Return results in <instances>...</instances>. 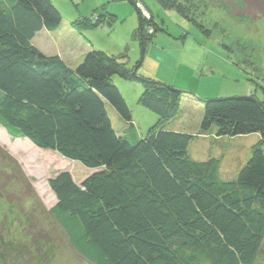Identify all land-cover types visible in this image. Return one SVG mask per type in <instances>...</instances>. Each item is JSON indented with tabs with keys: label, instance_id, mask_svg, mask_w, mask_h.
Instances as JSON below:
<instances>
[{
	"label": "trees",
	"instance_id": "16d2710c",
	"mask_svg": "<svg viewBox=\"0 0 264 264\" xmlns=\"http://www.w3.org/2000/svg\"><path fill=\"white\" fill-rule=\"evenodd\" d=\"M156 1L188 15L176 0ZM225 1L236 19L264 17V0ZM138 3L151 15L149 23L135 5L145 45L164 28ZM61 22L52 0H0V128L93 170L79 182L70 171L49 178L57 201L41 216L30 212L31 240L52 245L62 235L92 264H256L264 240V101L256 94L204 101L202 130L260 135L238 175L223 179L220 158L191 157L200 134L168 128L181 114L183 90L103 50H88L75 66L45 53L35 38ZM115 75L142 82L138 103L159 116L147 133L114 126L108 103L123 121L133 117ZM0 158L1 199L25 178L1 145ZM24 198L14 205L22 208ZM6 215L11 227L24 221Z\"/></svg>",
	"mask_w": 264,
	"mask_h": 264
},
{
	"label": "rangeland",
	"instance_id": "374dc122",
	"mask_svg": "<svg viewBox=\"0 0 264 264\" xmlns=\"http://www.w3.org/2000/svg\"><path fill=\"white\" fill-rule=\"evenodd\" d=\"M52 1L62 14L61 25L46 35L42 32L35 44L43 45L49 51H45L47 54L61 51L71 56L69 61L73 65L90 49L114 55L129 68L135 69L141 62V73L161 77L163 82L184 91L181 114L168 128L200 134L189 146L191 157L198 161L220 158L221 178L233 179L238 175L260 135L217 136L216 125L202 130L204 101L250 94L264 101V17L253 22L236 19L225 7V0H176L188 12L187 16L172 8L165 9L156 0ZM139 1L152 10L156 22L164 28L145 45L135 5L149 23L151 15L143 12ZM149 26L145 29L151 32ZM252 61L258 67L251 65ZM157 66L160 71L155 76ZM113 79L135 112L139 121L135 123L137 132L147 133L159 116L138 103L144 89L142 82L119 75ZM107 107L114 126L122 127L116 109L109 103ZM0 145L16 159L23 173L18 172L25 178L9 187L11 197L0 199V223L5 227L0 229V264H92L78 257L62 235H57L58 242L52 245L34 243L29 235L30 212L36 208L39 215L42 207L49 209L57 201L49 178L59 171H70L75 180L81 181L92 171L87 173L90 169L78 160L38 147L28 138L12 137L4 127L0 128ZM24 197L29 198L26 203L20 202L22 208L14 205L17 198L21 201ZM7 213L9 218L15 214L17 220L20 216L24 221L11 227ZM256 264H264V240Z\"/></svg>",
	"mask_w": 264,
	"mask_h": 264
},
{
	"label": "crops",
	"instance_id": "0c3cea01",
	"mask_svg": "<svg viewBox=\"0 0 264 264\" xmlns=\"http://www.w3.org/2000/svg\"><path fill=\"white\" fill-rule=\"evenodd\" d=\"M47 33H49V31H44V32H43L44 35H46ZM36 45H37L41 50L43 49L44 52L47 51V50L45 49V47H43V45H39V43H36ZM47 52H49V51H47ZM57 53H58V54H59V55H60V56H61V57H62V58L68 63V64H70L71 66H75V65H73L72 63H70V61H69V58H71L70 55H69L70 57H67V55L63 54V52H61V51H57ZM75 64H76V63H75ZM157 67H158V68L155 69V72H156V73L154 74L155 76H158L157 74H158V72L160 71L159 66H157ZM156 78H158L159 80L163 81V78H161V77H156ZM177 87L180 88V86H177ZM181 106H182V103H181ZM201 108H202V107H201ZM198 110H199V112H200V106H198ZM132 115H133V117H132V121H131V122H127V121L124 122V121H122V120L119 118V116H117L118 119H119V123L122 125V127H121V130H123L122 133L127 134V132H128V131H127V130H128V127L131 125V123L135 126V123L139 122V121H137V117H136V115H135V112L132 111ZM134 115H135V116H134ZM202 117H203V116H202ZM140 127H141V126H140ZM138 133H139V132H138ZM195 133H196V131H195ZM139 134H143V133L140 132ZM91 171L93 172V170L90 169V170H88L87 173H89V172H91ZM92 172H91V173H92ZM87 173H86V174H87ZM84 178H85V177H84ZM84 178H83V179H84ZM83 179H82V180H83ZM82 180H81V181H82ZM78 182H79V180H78Z\"/></svg>",
	"mask_w": 264,
	"mask_h": 264
},
{
	"label": "built area",
	"instance_id": "2783aa9c",
	"mask_svg": "<svg viewBox=\"0 0 264 264\" xmlns=\"http://www.w3.org/2000/svg\"><path fill=\"white\" fill-rule=\"evenodd\" d=\"M140 5V4H139ZM140 7L143 9V12L148 15V11H146V9L144 7H142V5H140Z\"/></svg>",
	"mask_w": 264,
	"mask_h": 264
}]
</instances>
